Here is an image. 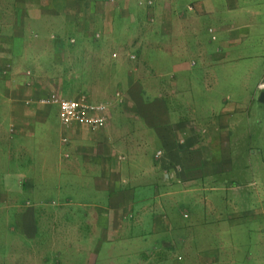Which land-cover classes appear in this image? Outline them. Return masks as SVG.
Wrapping results in <instances>:
<instances>
[{"label": "crops", "instance_id": "crops-1", "mask_svg": "<svg viewBox=\"0 0 264 264\" xmlns=\"http://www.w3.org/2000/svg\"><path fill=\"white\" fill-rule=\"evenodd\" d=\"M13 4L7 18L0 0V220L2 202L17 204L12 170L27 169L21 171L32 181L41 169L50 177L30 188L35 196L14 215L12 238L36 236L38 206L66 210L72 202L65 196L72 199L64 187L86 186L82 175L68 184L64 174L87 169L93 201L75 203L78 212L40 216L79 222L67 233H41L62 264L63 253L83 254L82 264H264V146L256 155L241 145L248 125L236 110L246 107L215 97L210 80L243 59L232 57L237 47L264 48V9L249 0ZM206 19L211 37L201 25ZM77 77L93 79L94 95L114 91L108 102L94 100L109 108L101 130L57 128L59 108L38 103L51 93L84 94L66 95L68 79ZM256 89L264 91V80ZM81 223H89L85 231ZM12 238L0 235V264H16Z\"/></svg>", "mask_w": 264, "mask_h": 264}, {"label": "rangeland", "instance_id": "rangeland-1", "mask_svg": "<svg viewBox=\"0 0 264 264\" xmlns=\"http://www.w3.org/2000/svg\"><path fill=\"white\" fill-rule=\"evenodd\" d=\"M13 2L12 0H1L2 9L5 10L4 16H6L7 18H9L10 16V10H12L15 6ZM191 2H194V0H191ZM249 4H251V6L255 8L264 9V0H249ZM7 18H5V21L9 22ZM201 25L204 26L205 34H208L211 37L213 34L208 31V28L211 26V23L208 22V20L206 19V21L203 20ZM206 26L207 28H205ZM203 37L205 38V36ZM255 54H264V48L248 47V46L237 47L233 52L232 57L237 58L240 55L243 57V59H240V61H238L237 63H231L229 65L224 66V68H222L223 70L222 69L218 70L217 71L218 75H215V77L210 80L214 83L213 87H215V89H219V92H217V94H214L215 97L218 96L220 99L223 98L225 99L226 97L229 96V102L238 100V102L242 104L244 103L246 107L245 110H247L245 113L244 110L242 111L244 114L240 112L241 110L240 111L236 110L237 117L242 116L240 117L241 124L248 125L245 127L247 130L241 133V134H246V137L243 138L244 140L243 142H241V145H243L244 147L247 146L252 147L253 150H255L256 155H260V152H258V148L259 146H264V103L260 102L259 98L261 94L259 90L256 89V85L259 80H264V55L258 57L257 59L255 57H250L251 55H255ZM93 63L89 61V64H93ZM68 80L69 82L67 88L69 91L66 93L67 96H75L79 92H85L84 94L89 96L91 99L100 100L98 98L100 97L104 102H108L106 99L111 100L114 97V91H111L110 93H106L104 96L96 95V94L94 95L93 87H90V83L93 82V79L91 78L77 77ZM201 97L202 96H196V99L200 101L199 99ZM58 116H59V112H58ZM250 119H252V121ZM54 120L55 121H53V125L57 128L58 127L60 128L61 122L59 121V119L56 116H54ZM53 135L55 137V134ZM157 144L158 143L154 142V144L151 145L150 148L148 149L149 152L152 153V151L157 149ZM146 161L147 164L149 162V157L146 158ZM21 170H27V169L12 170L13 178L11 182L15 183L14 186L15 189L11 190L10 192L12 194L11 197L12 201H15L17 203L16 206L13 205L11 206L10 202L7 201L4 203L2 202V216L4 217L1 218L0 220V235H4L7 240H9L8 238L11 239L13 236H15L16 230L19 229L18 228L19 224L16 223L14 215L15 214L20 215L24 213L25 210L29 208L27 207L26 204L27 200L33 198V195L35 196L36 193V191H34L35 189L32 190L30 188L40 189L39 185L45 184L48 177H50L47 173H45L46 169H41L42 173H34V176H36L37 179L32 181L30 177H27L25 171H21ZM68 170L71 171V169ZM78 170L76 169L77 172L76 175L72 173L69 174L65 173L64 175H68L66 176L65 180L69 181L68 184L69 183L72 184L74 183L73 181L77 179L78 175H82V177L78 179L79 182H82V184L85 185L86 187L85 189H83L81 186L78 187L75 186L70 189L68 186L64 187L65 191H62V194L69 195L70 198L72 199V200L69 199L71 201H67L66 199L68 198V196H65L66 198L64 201L69 203L72 202L70 203L69 206L68 205L66 206V210H61L59 212L57 206H45V207L38 206L35 209L37 210V215H38L37 218L40 219V222L37 224V233L36 236L33 239H31L32 242L27 240L26 238L27 234L26 236L25 234H22V236L19 235L16 239L12 238V241L15 244L14 247L17 250L16 264H62L60 260V256L51 252V247L53 245L52 242L54 241H51V239L49 238L50 242L44 245L43 247L41 243L42 240L41 233L44 232V234L46 233L47 235V231L50 230L52 231L54 229H60L62 233L63 232L67 233L70 229L79 226V222L73 221L71 219H68V221L65 222L64 221L52 222L50 220L46 222V220L50 218V214L73 213L74 211L78 212L77 209L75 208L77 206H74L75 203L93 201V173L90 175L87 174L86 172L87 169H80V172L78 173ZM61 171L63 172V169H59L57 172L58 180L61 176H64L63 175L64 172L61 174ZM15 177L17 178L15 179ZM67 178H69V180ZM22 183H24V188H21ZM26 187L27 190L30 189L29 192L26 191ZM41 192H43L45 196L46 194H50L49 197H53L54 195L57 196L55 192L50 191L49 189H45ZM2 193L3 192L0 191V196ZM82 208H83V212L89 214L90 212L89 209H87L85 206H83ZM7 215H11L13 218L9 219L7 218L9 216ZM41 215H44V217H46L47 219L42 221L40 218ZM51 217L54 216L52 215ZM78 217H84V216H78ZM65 218L67 219V216H65ZM81 224L84 225L83 231H85L86 226L89 225V223H81ZM229 226L230 225H227L226 228L228 229ZM9 228L13 233L8 232ZM210 228H214V227H210ZM185 234L186 233H184V235ZM69 240H72V238H69ZM78 240L81 241V239ZM198 241L200 244H203L204 242V240L201 239H198ZM66 247L69 248L67 245ZM63 256H65L63 264H74L72 263L74 262V259L76 261L75 264H82L86 258L83 254L73 255L69 253H63Z\"/></svg>", "mask_w": 264, "mask_h": 264}, {"label": "built area", "instance_id": "built-area-1", "mask_svg": "<svg viewBox=\"0 0 264 264\" xmlns=\"http://www.w3.org/2000/svg\"><path fill=\"white\" fill-rule=\"evenodd\" d=\"M38 103L45 106H57L60 121L64 126L78 123L98 131L105 127L110 118L109 108L105 103L96 102L85 94L68 98L51 93L40 97Z\"/></svg>", "mask_w": 264, "mask_h": 264}, {"label": "water", "instance_id": "water-1", "mask_svg": "<svg viewBox=\"0 0 264 264\" xmlns=\"http://www.w3.org/2000/svg\"><path fill=\"white\" fill-rule=\"evenodd\" d=\"M260 100H261L262 102H264V91L261 93Z\"/></svg>", "mask_w": 264, "mask_h": 264}]
</instances>
